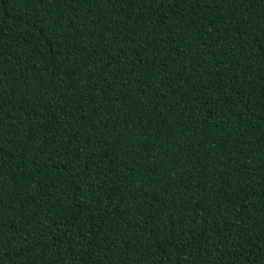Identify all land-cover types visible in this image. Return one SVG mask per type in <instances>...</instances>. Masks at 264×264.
Wrapping results in <instances>:
<instances>
[{
  "label": "trees",
  "instance_id": "obj_1",
  "mask_svg": "<svg viewBox=\"0 0 264 264\" xmlns=\"http://www.w3.org/2000/svg\"><path fill=\"white\" fill-rule=\"evenodd\" d=\"M0 264H264V0H0Z\"/></svg>",
  "mask_w": 264,
  "mask_h": 264
}]
</instances>
